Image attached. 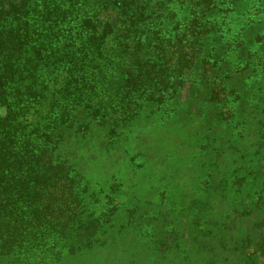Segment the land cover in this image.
<instances>
[{
  "label": "trees",
  "instance_id": "1",
  "mask_svg": "<svg viewBox=\"0 0 264 264\" xmlns=\"http://www.w3.org/2000/svg\"><path fill=\"white\" fill-rule=\"evenodd\" d=\"M221 1L0 0V254L69 235L85 160L129 156L142 120H163L208 16L239 11Z\"/></svg>",
  "mask_w": 264,
  "mask_h": 264
},
{
  "label": "rangeland",
  "instance_id": "2",
  "mask_svg": "<svg viewBox=\"0 0 264 264\" xmlns=\"http://www.w3.org/2000/svg\"><path fill=\"white\" fill-rule=\"evenodd\" d=\"M227 2L163 120H142L129 156L87 157L69 235L0 264H264V0Z\"/></svg>",
  "mask_w": 264,
  "mask_h": 264
}]
</instances>
